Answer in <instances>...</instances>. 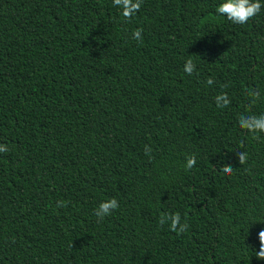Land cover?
<instances>
[{
    "label": "trees",
    "instance_id": "trees-1",
    "mask_svg": "<svg viewBox=\"0 0 264 264\" xmlns=\"http://www.w3.org/2000/svg\"><path fill=\"white\" fill-rule=\"evenodd\" d=\"M222 2L0 0V264H264V133L238 124L264 114V7L240 25Z\"/></svg>",
    "mask_w": 264,
    "mask_h": 264
},
{
    "label": "clouds",
    "instance_id": "clouds-1",
    "mask_svg": "<svg viewBox=\"0 0 264 264\" xmlns=\"http://www.w3.org/2000/svg\"><path fill=\"white\" fill-rule=\"evenodd\" d=\"M143 0H114V5L119 6L122 9V16L130 21L132 17L141 9ZM264 5L261 4L260 0H223L216 9L217 13L226 17L229 21L234 24L244 25L247 24L250 20L256 17ZM143 29H135L132 33V38L138 42H142ZM184 71L188 75H192L194 72H197V65L193 59L189 58L185 65ZM215 83L214 79L209 77L207 80L208 85ZM221 87H227V85H221ZM245 95L249 98L252 104H255L262 97V92L259 89L246 88ZM215 103L218 108H226L231 104V100L228 97L226 92H221L216 95ZM239 127L243 130H246L249 133L253 134L254 139H260L259 133H264V114H240L238 116ZM243 147V144H241ZM9 151L7 145L0 144V153H5ZM152 149L145 145V155L149 156L151 159ZM239 163L245 165L248 162V153L245 151H240L237 153ZM197 161L195 155L189 156L186 159V170H191L195 167ZM220 171L226 175H232L234 172V167L230 165H224L220 168ZM68 201H58L56 204L57 208L67 207ZM119 202L116 198H111L107 201L101 202L97 209L95 210V215L98 220H103L106 216H110L114 210L119 208ZM159 224L161 226L168 224L171 231L177 232V234H183L187 232L189 225L181 223V215L179 213H168L162 214L159 219ZM260 241V250L256 252V256L259 259L264 260V230H261L258 234Z\"/></svg>",
    "mask_w": 264,
    "mask_h": 264
}]
</instances>
